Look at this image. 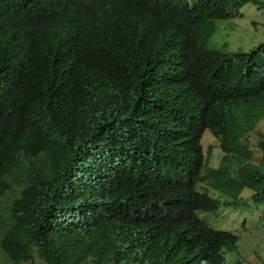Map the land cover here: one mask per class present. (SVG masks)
Returning <instances> with one entry per match:
<instances>
[{"label":"trees","instance_id":"trees-1","mask_svg":"<svg viewBox=\"0 0 264 264\" xmlns=\"http://www.w3.org/2000/svg\"><path fill=\"white\" fill-rule=\"evenodd\" d=\"M246 3L264 7L0 0V20L29 34L21 46L0 33V195L21 188L0 219L11 264H108L125 246L136 264H225L237 238L198 218L221 202L194 187L233 202L246 187L264 201V131L255 164L250 144L264 122V42L225 52L205 41L214 19ZM205 130L219 140L215 168L202 156ZM101 167L126 184L101 182ZM144 215L155 228L139 244L125 226Z\"/></svg>","mask_w":264,"mask_h":264},{"label":"rangeland","instance_id":"rangeland-1","mask_svg":"<svg viewBox=\"0 0 264 264\" xmlns=\"http://www.w3.org/2000/svg\"><path fill=\"white\" fill-rule=\"evenodd\" d=\"M193 5L195 0H185ZM213 30L205 41L210 49L225 52L250 51L264 42V7L254 3H246L230 16L214 19ZM264 131V122L257 126V130L250 134L251 160L257 163L260 152L256 146L258 132ZM219 140L209 130L203 132L201 139L202 153L206 157L207 167H216L222 156L218 146ZM253 145V146H252ZM197 190L206 191L208 195L220 200L219 208L214 211H198V218L213 229L227 230L237 238L234 249L226 251L225 264H264V201L255 202L252 191L243 188L238 199L201 182L196 185ZM10 194L0 196V217L3 207ZM230 202V203H228ZM0 262L11 264L9 259L0 251ZM24 264H30L25 262Z\"/></svg>","mask_w":264,"mask_h":264},{"label":"clouds","instance_id":"clouds-1","mask_svg":"<svg viewBox=\"0 0 264 264\" xmlns=\"http://www.w3.org/2000/svg\"><path fill=\"white\" fill-rule=\"evenodd\" d=\"M189 6H192V5H189ZM0 33L3 34L5 36V38L13 45L25 46L28 44V41H25V40L27 38H29V34L25 30H23L21 28L20 29L9 28L1 20H0ZM202 136H203V134H202ZM201 139H202V137H201ZM200 143H201V140H200ZM201 146H203V145L201 144ZM202 148H201V150H202ZM202 156L204 158H206L203 155V153H202ZM206 161H207V159H206ZM211 168H215V167H211ZM112 171H113L112 167H106L104 169H103V167H101L100 169H98L97 173L99 176V180L101 182H108V183L118 181V182H122V183L126 184V182H123L124 177H123V174L121 172L118 173V176L115 179V177L112 175ZM10 180L12 182H15V180H12V179H10ZM37 181H40V180L35 178V177L31 181V183L34 186V190L32 191V194L39 192V184L37 183ZM197 183H199V182H197ZM197 183L195 184V187H194L195 190L202 193V194H204V193L207 194L206 191L202 192V191L197 190V188H196ZM204 183L206 185H208L206 182H203L202 184H204ZM208 186H210V185H208ZM210 187H212V186H210ZM212 188H214V187H212ZM20 190H21V188L18 187V189L15 191L14 194L6 192V194L7 193L10 194V196L8 197V199L6 200V202L4 204L2 215L4 214V211L8 205L7 201L11 197H13L14 195L18 196L20 193ZM208 196L211 197L210 195H208ZM211 198H213V197H211ZM215 199H217V198H215ZM2 215H1L0 219L2 218ZM154 228H155V217L152 215H144V216H141L138 219H136L134 222L128 223L125 226V232L128 235H130V237L134 241H136L137 243L144 244L147 240H149L151 238V235L153 233ZM113 252L116 253V255H115L116 258H114V256H111L110 262L108 264H136L137 261H135V260L136 259L138 260L140 258V255L137 251H135L133 248L126 247V246L118 248V249H114ZM238 262L240 264H243V262H241V261H238Z\"/></svg>","mask_w":264,"mask_h":264}]
</instances>
